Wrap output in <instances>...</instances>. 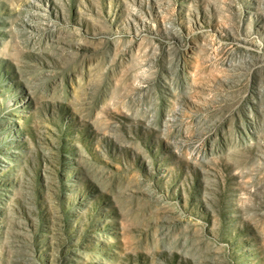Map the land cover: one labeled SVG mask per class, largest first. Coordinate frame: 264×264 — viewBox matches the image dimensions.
<instances>
[{"label":"rangeland","instance_id":"1","mask_svg":"<svg viewBox=\"0 0 264 264\" xmlns=\"http://www.w3.org/2000/svg\"><path fill=\"white\" fill-rule=\"evenodd\" d=\"M0 264H264V0H0Z\"/></svg>","mask_w":264,"mask_h":264}]
</instances>
